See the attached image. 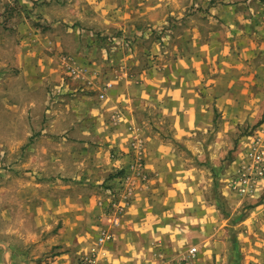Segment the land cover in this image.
<instances>
[{
  "label": "crops",
  "instance_id": "crops-1",
  "mask_svg": "<svg viewBox=\"0 0 264 264\" xmlns=\"http://www.w3.org/2000/svg\"><path fill=\"white\" fill-rule=\"evenodd\" d=\"M14 1L0 0V15L17 7ZM35 2L20 4L30 14ZM49 2L56 15L46 16L58 30L49 39L34 35L28 20L0 26V85L18 98L15 110L46 111L31 126L46 127L49 139L75 142L78 135L96 146L83 144L93 153H47L31 194L21 193L24 213L0 216V264H81L102 228L114 233L104 264H264V180L251 198L223 188L233 209L226 214L201 164L218 112L220 136L240 124L257 125L264 142V0H81L82 28ZM169 12L178 19L173 57L151 33L168 24ZM76 30L118 33L119 45L109 56ZM120 31L136 36L131 52L122 48ZM86 63L109 79L103 103L101 78L85 84ZM140 123L147 126L136 134ZM139 135L147 179L136 182L135 199L115 226L106 206L107 187L117 178L107 174L127 171L129 144ZM179 142L193 151L192 160L178 152ZM8 222L14 223L9 230Z\"/></svg>",
  "mask_w": 264,
  "mask_h": 264
},
{
  "label": "rangeland",
  "instance_id": "rangeland-1",
  "mask_svg": "<svg viewBox=\"0 0 264 264\" xmlns=\"http://www.w3.org/2000/svg\"><path fill=\"white\" fill-rule=\"evenodd\" d=\"M20 1L21 0H16L17 7H12L11 9L7 8L0 15V26L8 22L13 23L12 25H16L18 24V22H25L28 20L30 21L34 35H37L40 39L45 36V39H49L47 35H54L57 33L58 30H54L52 28V22L49 21V17L46 16L47 13L50 12L49 16L51 18L52 13L54 12L53 6L48 5L50 3L49 0H36V2L34 3L36 4L35 9L30 14H27V11H25V9L21 7L22 5L20 4ZM16 2L14 1L13 4H16ZM51 2H56L54 5L58 8V11L56 12L59 13V17L73 19V25H78V27H81V25H79L77 22L84 13V8L81 0H75V2H72L71 0H51ZM167 2H170L169 5H173V0H167ZM70 3H72L73 6H70ZM42 10H46V12H42ZM25 13L26 15H24ZM53 15L56 14L53 13ZM169 15L170 19L168 20V24L163 29L152 28L153 30L151 31V33L155 37L156 41L159 42L163 53L169 55L170 57H173L171 53H173L172 50L176 45V40L178 37L176 30L178 19L174 17L173 13L170 14L169 12ZM200 21L202 23H205L203 20ZM12 25L7 29H11V32H17V30H15ZM66 25L68 28H70L71 26L72 28L74 27L73 25ZM93 33L85 31L83 35L86 37H83V35L78 33V31L76 30V34L79 38L83 37L86 40L91 39L94 45L99 44L100 47L106 52V54H108L109 56L112 55L119 45L116 42L117 37H119H116L118 33L116 34L113 32L114 34H112L111 32L106 31H93ZM120 33H123V35H125L124 41L122 43L123 46L121 45L122 48L125 50V52H131L133 47L135 46V43L137 42L136 36L131 37L124 31H120ZM65 60L68 61L67 56L65 57ZM93 67L94 66L92 63H86L81 67L83 75L86 76L85 84L87 87L93 86L95 81L101 78V72ZM91 79H95V81H90ZM108 80L109 79H106V77L101 78L102 83L100 86H102L103 92L99 93L98 97L101 103H103L108 96V89L110 87ZM104 92L105 97L102 96ZM61 98L64 99L65 97ZM16 100H18V98H15L13 93L8 94L7 91H4V88H2V86L0 85V216L4 212H7V215H13L15 213H19L21 215L22 213H24V210H26V208H24V206L22 205L26 202L23 201L22 198H20L21 193L23 192V195L31 194V184L36 183L37 180L34 171H36L38 166L41 167L42 165H46L47 153H85V150L89 151V153H93V149H84V145L88 144L91 147L96 146V143L92 141L83 142V140H79L78 135H76V140H74L75 142H63L61 139H49L50 136L48 135V133L43 132L46 127L40 126L34 128L33 126H31V120L36 118V116L42 119L44 116H46V111L39 110L36 112V115H33V111L27 109L19 111L15 110V105H17L15 104ZM217 120L218 123L209 131V133L206 134V141L202 143L203 149L201 152L205 155V157L201 158V160L203 161L201 164L210 172L209 176L212 180L211 183L213 184V187H215V200L222 203V210L226 214H231L233 209L229 202L224 201L225 196L223 195L222 190L226 189L227 187L228 190L230 189L232 193H236L241 197L251 198L255 195L257 184L260 181L264 180L261 179L257 182V184L255 185V191L251 196L240 195L232 188L233 182L236 181L237 177L241 173L240 170L245 166L250 167L252 165L249 159H247L246 155L247 153L255 149L256 142L259 140L257 135L258 127L257 125L240 124L236 126L234 130L229 129V132H226L225 135L220 136V133H222V130H224L222 122L223 115L221 112L217 113ZM146 126L147 125L145 123H140V125H137L136 134L145 131ZM139 136H136L134 140L129 144L130 151L128 153H130L129 155L131 156V160L127 171L125 170L123 173V170L118 169L116 172H110L107 174L108 177L114 176L117 178L116 184L107 187V189H109L108 193L110 195V201L106 206V212H108L109 219L114 212L112 210V203L118 198V193L122 189V187L125 186L126 181L133 182L135 186L137 184L136 182L138 181H146H144L141 177H136L135 173L131 169L132 163L137 158L143 159L144 167L146 169L144 150L145 142L142 140V136ZM245 137H247L248 140H243ZM178 144V152L186 153V157L192 160L193 151L186 147L187 144L182 142H179ZM103 145L105 146V144ZM249 145L250 148L244 151L243 149L247 148ZM97 146L104 147L100 144ZM106 147H109V153H115L114 151H112L113 148H111V143H107ZM258 147L264 150V142L260 141ZM213 153L220 154L213 155ZM240 153H244L242 155L241 165L239 166L240 168L236 172H233L235 170H231V168L233 167V163L237 161V156ZM211 167L213 169H211ZM229 179L230 182H227ZM72 181H74V179H72ZM13 224V222H8V230ZM23 225L29 227L31 223L23 222ZM9 237H11V234H8L7 237V240L11 241L12 239Z\"/></svg>",
  "mask_w": 264,
  "mask_h": 264
},
{
  "label": "built area",
  "instance_id": "built-area-1",
  "mask_svg": "<svg viewBox=\"0 0 264 264\" xmlns=\"http://www.w3.org/2000/svg\"><path fill=\"white\" fill-rule=\"evenodd\" d=\"M105 97V92L102 95ZM260 140L256 142L255 149L247 153L246 157L252 163L250 167H244L240 170V174L236 181L233 182V190L243 196H251L255 191V185L261 179H264V150L258 145ZM132 171L136 177H141L144 181L147 179L145 175V167L142 158H137L131 165ZM137 193V187L133 182L126 181L125 186L119 191V196L112 203L113 215L110 222L115 226H119L127 207L131 204ZM113 219V220H112ZM111 223V224H112ZM114 240L113 229L102 228L96 240L93 242L90 251L81 259V264H104L108 249ZM196 248L191 249L190 254L194 255Z\"/></svg>",
  "mask_w": 264,
  "mask_h": 264
}]
</instances>
